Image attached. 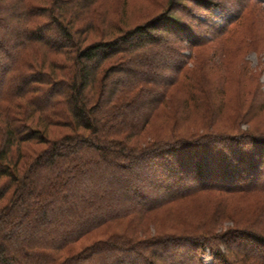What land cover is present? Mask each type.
Listing matches in <instances>:
<instances>
[{"label":"trees","instance_id":"obj_1","mask_svg":"<svg viewBox=\"0 0 264 264\" xmlns=\"http://www.w3.org/2000/svg\"><path fill=\"white\" fill-rule=\"evenodd\" d=\"M0 1V25L21 38L11 50L0 47L8 61L0 80V264H204L198 260L203 247L209 248V264H264L247 250L232 259L235 248L224 242L242 237L264 249V210L257 213L261 219L254 214L234 228L218 229L225 213L236 214L241 204L221 194L264 190V130L234 131L241 88L226 108L230 129L211 128L213 79L219 81V73L225 82L229 75L201 51L202 38L173 14L186 0H167L149 21L92 44L88 31L104 32L97 19L102 10L94 5L99 0ZM190 1L213 15L208 1ZM6 11L10 16L1 15ZM157 32L172 38L163 43ZM158 47L166 50L162 60L172 75L158 81L134 73L130 64L148 65ZM204 65L217 78L206 76ZM126 73L127 81L118 77ZM181 103L205 109L199 129L180 127ZM162 117L171 120L165 121L168 130L136 139ZM49 127L69 131L49 138ZM29 142L44 147L21 168V147ZM125 166L142 174L138 184L127 175L115 183L127 186L136 201H112L104 189L109 181L99 172ZM142 185L162 198L143 205ZM199 194L217 200L195 202ZM184 199L192 201L176 209L179 231L149 233L144 221L151 212ZM84 238L92 241L79 243ZM178 247L185 253H169Z\"/></svg>","mask_w":264,"mask_h":264},{"label":"rangeland","instance_id":"obj_2","mask_svg":"<svg viewBox=\"0 0 264 264\" xmlns=\"http://www.w3.org/2000/svg\"><path fill=\"white\" fill-rule=\"evenodd\" d=\"M5 1L8 2V0ZM207 1L210 4L209 7L214 9L213 15L211 12L203 9L201 5H198L197 2L195 3L190 0L181 1L179 4L181 10L175 11L173 14L180 18V22H183L193 29L195 37L202 38L205 49L201 51L208 53L211 56V61H217L215 66L219 67V71L225 70L229 75V77L225 79V82H223L224 77L222 75L219 76V73L218 77L220 80L213 79L216 82L215 86L217 87V91L212 93V100L215 103V107L211 110L213 114L210 126L215 131H227L230 129V125L226 126V124H228L227 121H233L232 119L224 120V116L228 111L226 108L229 104L237 100L235 97V93L237 92L236 88H241L244 91L249 90L252 92H248V94L244 91L240 92L241 102L238 108L240 113L237 115V118H235L237 122L231 124L234 126V131H242L244 129L251 130L253 127L264 130V100L260 97V95L264 96V5L253 0H206V2ZM167 3V0H99L94 5L100 12L102 10V16L97 19L99 20L98 28L104 27V32H101L103 33L101 34L94 30L88 31L89 36L87 43L92 44L93 42H98L100 40L99 36L101 35H104L106 38L114 37L119 33V30L132 29L138 24L145 23L161 12L167 6ZM6 5L4 4L5 8L8 9ZM10 14V11H6L1 15L10 16ZM225 20L229 21L228 25L225 24ZM111 22L116 23L113 25ZM4 26L5 25H0V47L3 48V50H11L12 44L17 40H21V38L16 34H6L7 32H11V28ZM154 35L158 36L163 43L166 41L168 42L172 38L166 37L165 34L159 32L154 33ZM155 51L157 52L150 59L148 65L141 66L133 63L130 64V67L134 73L143 72L150 76H155L158 81H163L166 76L172 75L165 70V65H168L169 62L162 60V55L165 54L166 50L164 47H158L155 48ZM191 51L188 48H184L182 53L189 56L191 55ZM1 57L3 58V56L0 55V80L3 78L2 69L8 63V61L2 60ZM191 61L192 60H189V65H191ZM89 66L91 67L92 65L89 64ZM204 71L206 76L217 78L213 67L204 65ZM249 73H254V76H251ZM129 74L130 73H126L125 75L121 74V76L118 77L127 81ZM220 83H222V86L219 85ZM228 89L230 90L228 91ZM254 89H257L260 93V95L257 96L258 98H256V93L252 96ZM176 96L180 101L182 100L178 92ZM204 111L205 109L203 110L198 105H183L181 103L176 113L180 127L189 131L192 129H199L200 123L204 119ZM242 113L244 114L242 115ZM209 116L210 115L206 116L207 121ZM166 119L167 121L170 120L169 117H162L161 119H156L154 122H150L142 131L143 133L139 134L136 139L142 140L143 135H151L156 131L161 132V129L168 130L167 127H169L170 122L165 123ZM159 128L161 129L159 130ZM68 131L69 130L64 127H49L47 134L49 138H55ZM243 144L246 146L249 143L245 141ZM42 147H44L43 144H36L33 142L26 143L25 146L21 147L23 150V156L20 160L21 168L23 165L27 164ZM126 167L127 166L121 167L122 170L118 169L117 172H99L102 179H108L109 181L107 184L104 183V189H107V192L109 191V193L113 194V196H111V194L108 195L112 201H136L128 192L127 186H121L115 183L116 178L127 175L129 176L128 181L130 184H138L142 174L139 172L137 173L136 168H133L132 171L129 172L128 170H131V168L127 167L128 170H126ZM90 179L91 175L85 177L86 181H90ZM262 184H264V182H262ZM142 188L143 192L146 194V201L142 203L143 205L147 203V200L148 202H153L162 198L157 192H154L152 187L142 185ZM221 195L226 202L229 201L230 203L231 201H237L241 203L238 204L240 205V210H235L236 214L231 212V218L228 216L230 213H225L224 220L218 228L221 232L228 228L236 227V221L241 223L245 221L247 217L254 214L257 218H260L257 213L264 210V190H260V192L250 191L239 193L235 196L226 194ZM214 197L215 196L212 195L199 194L194 200L202 204L207 201L206 199L212 201L217 200ZM191 201L184 199L172 203L170 206L151 212L148 215L149 218H146L144 221L146 222L149 233L159 232L163 235H169L173 234L172 232L179 231L180 224L176 209H180L177 208L178 206L184 208L185 205H188ZM4 203L5 201L2 200L0 206ZM88 220L90 221V219L85 218L84 222H88ZM262 220L264 226V218ZM91 241L92 239L90 238H84L79 243L88 244ZM224 242L235 248V251L231 252L230 257L232 259L236 256H241L237 251L247 250L264 260V249L250 243L246 238L240 237L237 240L226 238ZM169 253L181 256V254L185 252L183 248L178 247L170 250ZM211 259L209 248L203 247L201 253L198 255V260L204 264H209Z\"/></svg>","mask_w":264,"mask_h":264}]
</instances>
